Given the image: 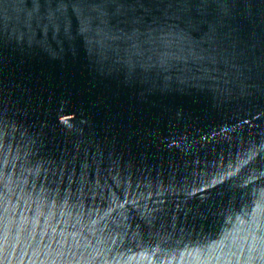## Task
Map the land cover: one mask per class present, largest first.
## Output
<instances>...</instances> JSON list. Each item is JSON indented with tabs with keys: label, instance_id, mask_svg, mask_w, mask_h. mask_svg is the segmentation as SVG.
<instances>
[{
	"label": "water",
	"instance_id": "obj_1",
	"mask_svg": "<svg viewBox=\"0 0 264 264\" xmlns=\"http://www.w3.org/2000/svg\"><path fill=\"white\" fill-rule=\"evenodd\" d=\"M0 264H264V0H0Z\"/></svg>",
	"mask_w": 264,
	"mask_h": 264
}]
</instances>
